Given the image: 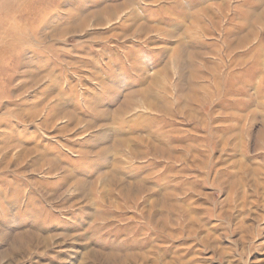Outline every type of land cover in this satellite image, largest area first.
Returning <instances> with one entry per match:
<instances>
[{"label": "rangeland", "instance_id": "374dc122", "mask_svg": "<svg viewBox=\"0 0 264 264\" xmlns=\"http://www.w3.org/2000/svg\"><path fill=\"white\" fill-rule=\"evenodd\" d=\"M0 264H264V0H0Z\"/></svg>", "mask_w": 264, "mask_h": 264}]
</instances>
